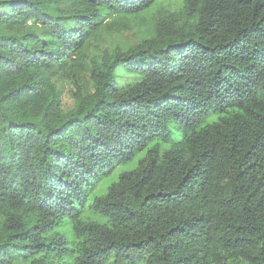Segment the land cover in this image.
Here are the masks:
<instances>
[{
  "label": "trees",
  "instance_id": "16d2710c",
  "mask_svg": "<svg viewBox=\"0 0 264 264\" xmlns=\"http://www.w3.org/2000/svg\"><path fill=\"white\" fill-rule=\"evenodd\" d=\"M0 264H264V0H0Z\"/></svg>",
  "mask_w": 264,
  "mask_h": 264
},
{
  "label": "rangeland",
  "instance_id": "374dc122",
  "mask_svg": "<svg viewBox=\"0 0 264 264\" xmlns=\"http://www.w3.org/2000/svg\"><path fill=\"white\" fill-rule=\"evenodd\" d=\"M149 15L146 17V21L144 18L138 20L137 22L130 21V28L124 30V34H117L118 36L122 35L121 37H109V35L107 34L103 35L98 41H96L98 43V47H102V49H105L108 46L111 48L112 46H115L117 44H122L125 46L129 44H136L138 41L137 33H142L146 30V27L148 26L147 22L151 18V16ZM88 84L90 85L89 90H92V83ZM70 88V85H67L65 87V93L63 95L65 108H69L73 105L72 95L71 92H69L71 91ZM119 171H122V169H119Z\"/></svg>",
  "mask_w": 264,
  "mask_h": 264
}]
</instances>
